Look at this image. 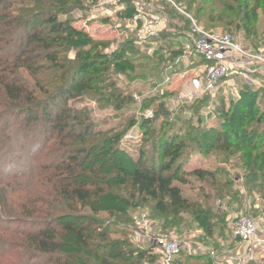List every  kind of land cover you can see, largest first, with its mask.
Listing matches in <instances>:
<instances>
[{
    "label": "rangeland",
    "instance_id": "1",
    "mask_svg": "<svg viewBox=\"0 0 264 264\" xmlns=\"http://www.w3.org/2000/svg\"><path fill=\"white\" fill-rule=\"evenodd\" d=\"M22 1L25 6L20 5L23 6L20 10H33L32 1L17 0L18 3ZM115 1L82 0V5H70L67 14H59L60 19L68 18L72 20L74 27L85 30L92 41L109 43L105 49H99L108 56H113L130 41L131 50L125 56L136 65V69L130 72L112 67L101 73L99 79L94 82L95 89L68 100L70 115H79L83 125H91L99 137L104 134L123 133L119 146L130 154L131 158L127 162L130 170H134L141 157L149 163L158 162L161 140L178 136L179 141L183 143V151L176 163L181 166L184 181L179 185L183 195L191 202L210 208L211 213L205 228L184 212L180 215L183 219L180 223L163 230L162 217L154 210V203L136 198V207L130 208L129 213L119 220L110 219L116 224L111 226L114 232L109 239L125 240L132 244L130 248L134 250L148 248L149 245L143 243L141 238H135L132 228V215L141 211L149 214L156 234L161 233L177 240L183 249L202 247L215 253L214 257L210 254L208 256V253L201 255H207L209 259H203L197 264H264V256L256 260L245 257L247 248L240 245L233 235V222L241 214L253 217L264 231V165L261 162H253L255 152L245 157L243 152L232 153L217 149L218 143L212 145L214 147L209 152H204L206 149L203 148L208 143H214L213 137L205 134V131L214 128L222 132L229 127L239 130L247 143V137L256 133L255 147L259 152L264 150V72L247 74L248 79L236 73L214 97L205 96L186 104L182 97L187 83L184 85L183 82L198 72L202 58L191 57L196 64L186 67L180 62L173 70L165 73L182 54V47L178 43L165 38V33H176L177 30L167 29L159 33L160 35L141 39L139 33L131 32L130 23L133 17H127L122 5L123 0ZM175 1L198 23L201 22L202 24H199L203 27L217 33H231L246 47L264 50V6L257 10L256 15L250 12L247 22L240 21V18L233 21L209 22V13L203 18L196 16L199 2L189 6L186 0ZM254 2L255 0H251L250 7ZM125 4H132V0ZM229 5H234V9L237 7L235 3ZM177 14L188 19L179 11ZM173 22L177 24L176 21ZM227 22L230 23L227 25ZM6 38L5 34L0 35V46H3L0 47V80L19 78L20 83L23 82L29 92L32 90L37 95L35 96L38 102L44 100L42 92L48 88L49 91L55 92L65 83V80H61L65 69L71 68L73 72L76 66L75 63L69 62L74 60L76 55L75 50H66L69 45H54L55 52L59 53L54 64L45 58L46 51L43 47H39L37 52L26 53L23 62L18 58L19 38H13V43ZM161 46H167L164 47L163 53L159 51ZM170 49L171 52H180L174 61L170 59ZM29 58L31 59L28 62ZM166 74L171 76L169 85L155 91L156 82H161ZM1 89L0 83V181L4 180L0 186V197L4 198L0 202V208L10 211L11 206H18L20 203V189H25L24 186L28 185L25 176L33 172L37 164L49 160L44 153L54 148V155L61 156L62 153L57 149L68 150V146L64 145L68 141L60 142L48 134L45 130L48 125L41 110L34 109L31 112L27 107L26 98L20 101L26 110L21 113L20 107L13 106L12 98L3 97ZM122 100L124 102L119 108L118 103ZM223 107L231 113L226 124L223 113H218ZM149 111L152 112L151 116H148ZM243 113L248 114L246 122L240 119ZM261 115L262 121L259 120ZM131 132L136 133L138 137L129 139ZM74 145L82 146L83 143ZM19 174L25 175L24 178L13 180L14 175ZM130 189L129 186L124 187L126 195ZM3 214L5 213L0 211V215ZM107 216L108 213L102 212L97 218ZM66 222L70 221L63 217L59 221L60 224L55 226L60 228ZM2 226L0 223V227ZM209 226L213 230L212 234L207 231ZM0 236L5 240H12L6 233L0 232ZM188 257L183 253L181 259L191 261ZM147 260L149 259L143 260L142 263L154 264ZM33 264L44 263L36 261Z\"/></svg>",
    "mask_w": 264,
    "mask_h": 264
},
{
    "label": "trees",
    "instance_id": "2",
    "mask_svg": "<svg viewBox=\"0 0 264 264\" xmlns=\"http://www.w3.org/2000/svg\"><path fill=\"white\" fill-rule=\"evenodd\" d=\"M30 1L34 3V8L27 11L20 10L25 6L23 1L0 0V35L5 34L6 39L12 43L13 38H19L16 47L20 49L18 58L23 62L26 53L37 52L39 47H43L45 58L54 64L59 54L55 52L54 45H69L66 50H75L76 53L75 59L69 62L76 66L73 72L71 68L64 70L61 80H65V83L55 92L49 91V88L42 92V102H38L37 95L32 90L29 92L28 87L15 77L0 80L2 95L12 98L15 101L13 106L20 107L21 113L26 112L20 103L23 98L27 99V107L31 112L34 109L41 110L48 125L45 130L60 142L68 141L64 144L68 150L58 148L57 151L62 153L60 156L54 155L55 150L52 148L50 152L44 153L49 160L37 164L33 172L26 176L14 175L13 180L25 176L28 185L20 189L18 206H11L10 211L0 208L5 213L0 215V223L3 225L0 232L12 237V240H5L0 236V264H33L36 261L44 264H143L146 259L156 264L158 257L151 247L134 250L130 248L132 244L125 240H110L114 232L111 226L116 224L110 219L119 220L129 213L130 208L136 207L134 199L139 198L154 203V210L162 217L163 230L180 223L183 220L180 215L184 212L201 227H206L211 209L191 202L183 195L179 185L184 180L181 166L176 163L183 151V143L178 136L163 138L158 162L149 163L141 157L134 170H130L127 166L130 154L119 146L123 133L99 137L91 125H83L79 115L71 116L68 100L95 89L94 82L101 73L112 67L125 72L136 69L134 61L125 56L131 50V42H126L117 53L108 56L99 49H105L109 43L94 42L85 30L74 27L72 20L59 18V14H67L70 5H82V0ZM186 1L189 6L199 2L196 16L203 18L209 13V22L233 21L238 18L247 22L250 12L256 15L257 10L264 6V0H255L252 7L251 0ZM229 3H235L237 7L234 9V5L230 6ZM126 12L128 18L134 16L135 8L132 4H128ZM171 15L183 21L177 28L179 31L189 30L190 21L175 12ZM165 38L168 39V36ZM164 47L167 46L159 48L161 53L165 51ZM171 51L169 56L174 61L180 52ZM123 102L118 103L119 108ZM220 112L226 124L231 113L224 107L218 111L219 115ZM247 116L243 113L241 121L246 122ZM262 119L263 115L259 120ZM205 134L213 137L214 143L203 147L206 149L204 152L211 151L214 147L212 145L218 143L217 149L243 152L245 157L255 152L253 162L264 165V150L259 152L255 147L256 133L247 137L248 143L243 140L239 130L229 127L222 132L211 128ZM80 142L82 146L74 145ZM3 182L0 181V186ZM125 186L131 187L127 195ZM3 199L0 197V202ZM88 211L90 214H87ZM102 212L108 213L107 218H97ZM63 217L70 222L57 228L55 224H60ZM207 231L213 233L210 226ZM188 258L194 264L209 259L207 255Z\"/></svg>",
    "mask_w": 264,
    "mask_h": 264
},
{
    "label": "built area",
    "instance_id": "3",
    "mask_svg": "<svg viewBox=\"0 0 264 264\" xmlns=\"http://www.w3.org/2000/svg\"><path fill=\"white\" fill-rule=\"evenodd\" d=\"M132 4L135 8L134 23H143L141 32H139L141 39H146L147 27L157 22L160 16L164 14L162 7H160L163 4L174 7L190 20V31L187 42L182 46L181 57L172 63L165 72L168 73L173 70L178 63H183L185 59L196 56L202 58L198 72L189 79L185 86L182 99L186 104L205 96L214 97L226 85L230 77L236 73L248 79L247 74L264 72L263 49H250L239 42L231 33H217L205 29L190 14L180 8L175 0H133ZM150 35H154L153 32ZM193 64L196 62L193 61ZM170 81L171 76L169 74L164 75L161 82H156L154 90L159 91L162 87L165 88ZM149 114L148 116H151L152 112L149 111ZM137 137V134L133 132L128 135L131 140ZM132 228L135 232V238H141L143 243H147L157 255L156 264H194L188 260L183 261L181 259L183 253L189 257H197L205 253H208V256L209 254L215 256L214 252H208L202 247L183 249L177 240L161 233L156 234L147 212L136 211L132 215ZM233 235L240 245L247 248L245 257L256 260L264 256V231L260 229L258 222L253 217L244 214L239 215L233 222Z\"/></svg>",
    "mask_w": 264,
    "mask_h": 264
},
{
    "label": "crops",
    "instance_id": "4",
    "mask_svg": "<svg viewBox=\"0 0 264 264\" xmlns=\"http://www.w3.org/2000/svg\"><path fill=\"white\" fill-rule=\"evenodd\" d=\"M126 2H127L126 0H123V3H122L125 10L127 9V4H125ZM160 7H162L164 14L162 16H160V19L157 22H154L152 25L147 27L146 32L148 34H146V37L151 36L150 35L151 32H153V34H154V35H152V37H153L155 35H158L159 33H163L165 31H167V29L177 30L176 33L167 32L165 34L168 36V39L170 41L176 42L180 45V47H182L183 44L187 42L190 28L188 31L187 30L184 32L179 31L177 28H178V26H181L183 24V21H180L171 15L172 12L177 13V10L172 6L164 5V4L161 5ZM186 20L190 21L189 19H186ZM173 21H176L177 24ZM142 24L143 23H141V22H138V24H137V23H134V21H132L130 23V29H131L132 34L141 32ZM190 26H191V22H190ZM190 64H193V58L185 59L183 62V65L186 67ZM188 81L189 80H187L186 82H183V84L185 85L186 83H188Z\"/></svg>",
    "mask_w": 264,
    "mask_h": 264
}]
</instances>
